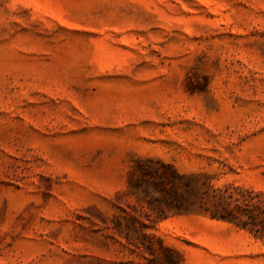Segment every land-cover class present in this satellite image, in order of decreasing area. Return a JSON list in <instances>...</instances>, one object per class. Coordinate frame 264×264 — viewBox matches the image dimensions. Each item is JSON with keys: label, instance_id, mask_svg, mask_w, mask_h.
Segmentation results:
<instances>
[{"label": "rangeland", "instance_id": "1", "mask_svg": "<svg viewBox=\"0 0 264 264\" xmlns=\"http://www.w3.org/2000/svg\"><path fill=\"white\" fill-rule=\"evenodd\" d=\"M138 156L264 215V0H0V264L141 261L98 219ZM150 230L182 264H264L208 215Z\"/></svg>", "mask_w": 264, "mask_h": 264}, {"label": "trees", "instance_id": "2", "mask_svg": "<svg viewBox=\"0 0 264 264\" xmlns=\"http://www.w3.org/2000/svg\"><path fill=\"white\" fill-rule=\"evenodd\" d=\"M239 192L240 188L229 185L214 187L205 173H180L158 157L138 156L128 172L125 190L118 195L130 200L118 204L109 216H100L99 224L119 238L127 253L142 258L125 264H182V254L150 230L170 216L204 214L264 239V215L254 199L256 194L248 191L244 198Z\"/></svg>", "mask_w": 264, "mask_h": 264}]
</instances>
